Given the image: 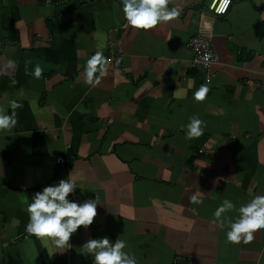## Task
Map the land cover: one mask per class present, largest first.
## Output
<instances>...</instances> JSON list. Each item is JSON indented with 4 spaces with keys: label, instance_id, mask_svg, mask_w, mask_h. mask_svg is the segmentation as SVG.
<instances>
[{
    "label": "crops",
    "instance_id": "0c3cea01",
    "mask_svg": "<svg viewBox=\"0 0 264 264\" xmlns=\"http://www.w3.org/2000/svg\"><path fill=\"white\" fill-rule=\"evenodd\" d=\"M214 1L170 0L180 15L144 30L125 27L122 0H0V108L21 105L0 133V264H93L81 247L103 236L126 240L138 264H264V229L233 243L227 219L212 223L224 199L234 219L264 191V0H231L223 17L209 11ZM196 35L218 56L210 79L193 64ZM97 50L111 63L89 84ZM194 115L205 128L189 140L182 126ZM71 172L77 196L101 204L61 253L26 231V209Z\"/></svg>",
    "mask_w": 264,
    "mask_h": 264
},
{
    "label": "clouds",
    "instance_id": "9594fccd",
    "mask_svg": "<svg viewBox=\"0 0 264 264\" xmlns=\"http://www.w3.org/2000/svg\"><path fill=\"white\" fill-rule=\"evenodd\" d=\"M218 13L228 10L231 0H218ZM170 0H122V13L125 27L134 29L151 30L163 22L172 20L180 15L178 8H169ZM111 58L106 57L102 50H97L87 60L85 73L87 82L99 83L100 79L107 75ZM44 68L37 64L34 69L35 77L39 78ZM209 88L207 84L201 85L194 93L198 101L205 99ZM21 105L12 100L11 112L0 108V133L11 132L18 123L17 112ZM186 139L198 138L204 133L205 121L194 115L186 126ZM3 167L0 166V175ZM78 184L73 178L72 172L58 183H51L36 191L31 196V202L27 205L29 222L26 231L37 238H49L57 252H66L72 248L70 239L80 226L93 224L97 216V207L100 205L99 195L95 198H87L81 202L76 198ZM72 194V196H70ZM191 202L203 204V198L197 194L191 196ZM236 208L232 200L224 199L214 212L213 224L225 225L227 219V240L233 243H247L254 239L257 229H264V191L254 195L247 203H242L238 208V215L232 219L225 213ZM84 254H91L93 264H138L134 253L126 250L127 241L115 240L109 236L91 238L81 247Z\"/></svg>",
    "mask_w": 264,
    "mask_h": 264
},
{
    "label": "built area",
    "instance_id": "2783aa9c",
    "mask_svg": "<svg viewBox=\"0 0 264 264\" xmlns=\"http://www.w3.org/2000/svg\"><path fill=\"white\" fill-rule=\"evenodd\" d=\"M43 1L46 4H52V5H66L69 3V0H43ZM230 5H231V3L229 4L228 10L226 12L218 13L216 11V8L219 6V2H218V0H215L210 5L209 11L214 16L223 17L228 13ZM1 47H2V44L0 43V48ZM188 47L193 52V55H194L193 64L195 66L203 68V70L206 72L207 78L210 79L212 76V68L218 64V56L213 51L211 38L206 37V36H201V35L193 36L188 43ZM111 56H112V58L116 64L120 63V61H121L120 54H114L112 52ZM70 162H71V160L69 158H65V157L60 156L56 159L55 164L57 166L64 167V166H69ZM70 196H72V194H70ZM75 196L81 202H83V200H81L77 196V192H76ZM93 223H94V221H93ZM92 226H93V224L88 226L87 228H91ZM84 228H85V226L82 225V226H80L79 229H84ZM18 241H20V238L13 240V243H17ZM175 264H181V262L179 260H177L175 262Z\"/></svg>",
    "mask_w": 264,
    "mask_h": 264
}]
</instances>
